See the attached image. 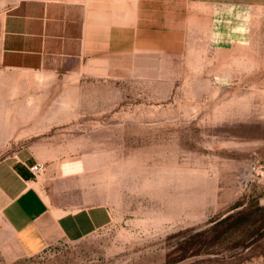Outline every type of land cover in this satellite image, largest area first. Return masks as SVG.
<instances>
[{
    "label": "rangeland",
    "instance_id": "rangeland-1",
    "mask_svg": "<svg viewBox=\"0 0 264 264\" xmlns=\"http://www.w3.org/2000/svg\"><path fill=\"white\" fill-rule=\"evenodd\" d=\"M242 33L76 74L0 70V161L78 160L67 198L100 208L93 232L13 260L0 248V264H264L263 9Z\"/></svg>",
    "mask_w": 264,
    "mask_h": 264
},
{
    "label": "crops",
    "instance_id": "crops-1",
    "mask_svg": "<svg viewBox=\"0 0 264 264\" xmlns=\"http://www.w3.org/2000/svg\"><path fill=\"white\" fill-rule=\"evenodd\" d=\"M259 9L264 0H16L0 21V70L44 78L76 74L105 55L179 53L190 40L234 45ZM35 163L23 153L0 161V248L12 260L81 238L100 223L98 206L67 198L80 189L78 160L34 176Z\"/></svg>",
    "mask_w": 264,
    "mask_h": 264
},
{
    "label": "built area",
    "instance_id": "built-area-1",
    "mask_svg": "<svg viewBox=\"0 0 264 264\" xmlns=\"http://www.w3.org/2000/svg\"><path fill=\"white\" fill-rule=\"evenodd\" d=\"M30 170L32 174L36 176L43 171V166L39 163H35L33 166H31Z\"/></svg>",
    "mask_w": 264,
    "mask_h": 264
},
{
    "label": "bare ground",
    "instance_id": "bare-ground-1",
    "mask_svg": "<svg viewBox=\"0 0 264 264\" xmlns=\"http://www.w3.org/2000/svg\"><path fill=\"white\" fill-rule=\"evenodd\" d=\"M167 192V191H166ZM154 202V201H153Z\"/></svg>",
    "mask_w": 264,
    "mask_h": 264
}]
</instances>
